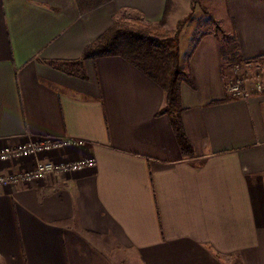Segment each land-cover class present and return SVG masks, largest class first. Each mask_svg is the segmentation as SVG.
Segmentation results:
<instances>
[{"label":"crops","instance_id":"0c3cea01","mask_svg":"<svg viewBox=\"0 0 264 264\" xmlns=\"http://www.w3.org/2000/svg\"><path fill=\"white\" fill-rule=\"evenodd\" d=\"M166 3L111 0L82 14L76 0H0V150L71 138L84 144L39 158L96 160L0 186V264H264V92L230 95L237 73L223 65L216 23L185 48L194 17L180 34L190 155L160 114L162 85L124 57L87 59L84 76L49 63L80 59L117 17L159 23ZM199 3L213 20L222 11L233 20L239 54L252 61L241 74H260L264 0ZM35 162H0V174Z\"/></svg>","mask_w":264,"mask_h":264},{"label":"trees","instance_id":"16d2710c","mask_svg":"<svg viewBox=\"0 0 264 264\" xmlns=\"http://www.w3.org/2000/svg\"><path fill=\"white\" fill-rule=\"evenodd\" d=\"M110 1L76 0V4L79 12L83 14ZM171 6L172 0H167L164 17L156 24L143 21L141 26L132 27L123 19L115 18L111 27L84 50L80 59L49 63L62 70L84 76L83 65L87 59L113 55L124 57L162 85L166 93V104L160 114L169 116L183 154L190 155L191 145L181 119V86L186 75L179 62V44L181 31L191 19V15L181 19L175 30L168 32L165 26ZM204 12L209 14L206 10ZM220 50L223 65L230 66L248 61L239 54L237 34H234L232 45L229 42L222 43Z\"/></svg>","mask_w":264,"mask_h":264},{"label":"built area","instance_id":"2783aa9c","mask_svg":"<svg viewBox=\"0 0 264 264\" xmlns=\"http://www.w3.org/2000/svg\"><path fill=\"white\" fill-rule=\"evenodd\" d=\"M246 67L252 69V61L237 63L233 69L237 73L236 79L230 84L228 90L234 98H249L264 92V81L260 74L242 75L241 70ZM84 141L71 138H45L20 144L16 147H6L0 150V162H19L23 158L35 157L33 166L16 172L1 173L0 186L16 184L18 182H30L43 179L55 174H72L87 168L96 166V160L86 157L73 161H53L39 158L42 154L61 150L69 145H83Z\"/></svg>","mask_w":264,"mask_h":264},{"label":"rangeland","instance_id":"374dc122","mask_svg":"<svg viewBox=\"0 0 264 264\" xmlns=\"http://www.w3.org/2000/svg\"><path fill=\"white\" fill-rule=\"evenodd\" d=\"M189 0H177V4L174 7V15L173 18L169 21V28H167L165 26V29L168 32H172L173 30H175L177 23L180 21L181 18H183L184 16L190 14L191 18H193V22L190 23V25L188 26V28L185 31V36L183 37L182 40V45L183 48H185L186 44L190 43V40H192V33L196 30H199V28H201L202 26H204L205 24H209V26H214V23H216L218 26V32L220 37L223 39V43L225 42H229L231 45L233 44V39H234V32H233V27H234V22L233 20L226 16H223V12L222 11V15H221V19L220 20H213L212 17L210 15H206L202 12V8L200 6V0H193L191 9L189 7V5H187V2ZM203 1V0H201ZM203 4V3H201ZM195 6H197L196 9V13L194 14V8ZM221 6V5H219ZM225 7V5H222V7ZM171 6V10H172ZM204 11L206 10L205 8L203 9ZM207 11V10H206ZM220 14V13H219ZM117 18H121L125 21V23H127L128 25H131L132 27H139L141 26L140 24L143 22V20L138 19L136 16H131L130 14L128 15H123ZM179 20V21H178ZM215 27V29H217ZM256 73H260L262 74V79L264 81V66L262 65V67L258 68L256 70Z\"/></svg>","mask_w":264,"mask_h":264}]
</instances>
